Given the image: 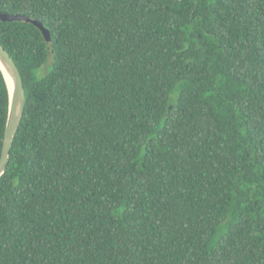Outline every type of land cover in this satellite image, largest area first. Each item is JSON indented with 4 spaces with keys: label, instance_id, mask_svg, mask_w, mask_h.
<instances>
[{
    "label": "trees",
    "instance_id": "1",
    "mask_svg": "<svg viewBox=\"0 0 264 264\" xmlns=\"http://www.w3.org/2000/svg\"><path fill=\"white\" fill-rule=\"evenodd\" d=\"M0 10V264H264V0Z\"/></svg>",
    "mask_w": 264,
    "mask_h": 264
},
{
    "label": "water",
    "instance_id": "2",
    "mask_svg": "<svg viewBox=\"0 0 264 264\" xmlns=\"http://www.w3.org/2000/svg\"><path fill=\"white\" fill-rule=\"evenodd\" d=\"M0 20L2 21L26 20L28 22H31L44 32L47 43L51 44L49 31L46 30L43 26V23L35 17L28 16L23 13H9L0 10ZM0 62L3 65L4 69L7 71V73L9 74L12 81V88H10L7 78L5 76L9 89V107H8V114L5 123L1 153H0V176H1V174L4 172L6 168L10 148L13 144L14 136L16 131L18 130L21 117L23 114L24 103H25V91L23 87L21 73L18 69V66L16 65L11 55L8 53V51L1 43H0Z\"/></svg>",
    "mask_w": 264,
    "mask_h": 264
},
{
    "label": "rangeland",
    "instance_id": "3",
    "mask_svg": "<svg viewBox=\"0 0 264 264\" xmlns=\"http://www.w3.org/2000/svg\"><path fill=\"white\" fill-rule=\"evenodd\" d=\"M49 62H50V60L49 61L47 60V62L44 65H42L41 67H39L38 69H36L38 75H42L43 73H45V71L49 67V65L47 66V64Z\"/></svg>",
    "mask_w": 264,
    "mask_h": 264
},
{
    "label": "bare ground",
    "instance_id": "4",
    "mask_svg": "<svg viewBox=\"0 0 264 264\" xmlns=\"http://www.w3.org/2000/svg\"><path fill=\"white\" fill-rule=\"evenodd\" d=\"M0 65H1V67L3 68V70H4L5 76H6V78H7L8 84H9V87L12 88V81H11V78H10L9 74H8L7 71L4 69L3 65L1 64V62H0Z\"/></svg>",
    "mask_w": 264,
    "mask_h": 264
}]
</instances>
